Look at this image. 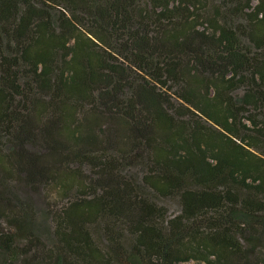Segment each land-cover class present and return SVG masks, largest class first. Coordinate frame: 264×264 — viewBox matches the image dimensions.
Listing matches in <instances>:
<instances>
[{"label": "trees", "instance_id": "1", "mask_svg": "<svg viewBox=\"0 0 264 264\" xmlns=\"http://www.w3.org/2000/svg\"><path fill=\"white\" fill-rule=\"evenodd\" d=\"M0 264H264V0H0Z\"/></svg>", "mask_w": 264, "mask_h": 264}, {"label": "rangeland", "instance_id": "2", "mask_svg": "<svg viewBox=\"0 0 264 264\" xmlns=\"http://www.w3.org/2000/svg\"><path fill=\"white\" fill-rule=\"evenodd\" d=\"M29 196L34 203L36 218H38L40 225H45L48 228L52 227L51 214L53 210L60 208V197L54 196L46 190H40L38 193L29 192ZM162 204L164 205V203ZM165 205L169 208L170 215H176L180 211L176 200L170 199L165 202Z\"/></svg>", "mask_w": 264, "mask_h": 264}]
</instances>
